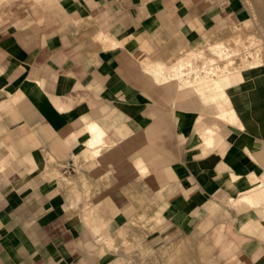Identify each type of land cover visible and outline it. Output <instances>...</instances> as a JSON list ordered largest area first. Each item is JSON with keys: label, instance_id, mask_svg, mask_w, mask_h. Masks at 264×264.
<instances>
[{"label": "crops", "instance_id": "crops-1", "mask_svg": "<svg viewBox=\"0 0 264 264\" xmlns=\"http://www.w3.org/2000/svg\"><path fill=\"white\" fill-rule=\"evenodd\" d=\"M240 13L0 0V264H264V64L218 106L162 72Z\"/></svg>", "mask_w": 264, "mask_h": 264}, {"label": "rangeland", "instance_id": "rangeland-1", "mask_svg": "<svg viewBox=\"0 0 264 264\" xmlns=\"http://www.w3.org/2000/svg\"><path fill=\"white\" fill-rule=\"evenodd\" d=\"M239 5L240 15L242 16L243 22L239 29H235V34L231 35L228 39L224 40V43H228V47L236 43L235 47L231 46L227 48V54H235V51L239 52L237 56L233 55L226 57L225 54H221V57H216L211 53L214 47L212 44L219 41L218 39H212L205 41L203 44L189 49L181 53L174 61L170 63H164L165 65L176 64L178 60H183L185 66L183 71H179L178 85L180 88L190 91L193 94H198L201 97H205L208 101L209 106H218L220 103L219 90L213 88V83L218 81L219 85L222 86V78L231 75L230 72L233 70L240 71L247 68L249 64L255 62V59L259 58L264 60V20L260 13V8L264 9V0H236ZM262 6V7H261ZM250 44V45H249ZM223 50V49H222ZM193 52V54H192ZM252 53V60L247 57L249 53ZM203 53V54H202ZM255 53L257 54L255 56ZM181 56V57H180ZM215 58L214 64H208V59ZM230 62V63H229ZM205 64V68L213 67L212 71L214 75L201 72L202 65ZM221 67V68H220ZM204 70V68H202ZM192 71V74L197 78L190 80L184 79L183 72ZM168 71H164L167 74ZM173 73V72H170ZM188 73V75H189ZM169 74V73H168ZM219 74V75H218ZM197 83V80H199ZM196 82V83H195ZM182 86V87H181ZM210 86V87H206ZM199 89V90H198ZM65 183L73 184L71 179L61 177ZM83 196L85 198L84 206L86 207L89 199V191L86 186L83 185Z\"/></svg>", "mask_w": 264, "mask_h": 264}, {"label": "built area", "instance_id": "built-area-1", "mask_svg": "<svg viewBox=\"0 0 264 264\" xmlns=\"http://www.w3.org/2000/svg\"><path fill=\"white\" fill-rule=\"evenodd\" d=\"M224 2V1H223ZM222 2V3H223ZM240 25L241 24H239V25H237V26H235L232 30H231V32L226 36V37H224V38H222V39H218L219 41H217L216 43H214V44H212L211 45V47H218V50H219V52H220V54H225V52L224 51H226V49L227 48H230L231 46H233V47H235V45H236V43L234 44V42L232 43L233 45H231V46H227L228 45V43H224V40H226V39H228L231 35H233V34H235V29H239V27H240ZM250 45V44H249ZM223 49V50H222ZM213 50L214 49H212V51H211V53L213 52ZM213 54V53H212ZM239 54V52H237V51H235V54H233V55H235V56H237ZM231 53H229V54H227L226 55V57H230V56H233ZM257 54L255 53V56H256ZM214 56H216V57H221V55H219V56H217V55H214ZM247 57L248 58H250L251 60H252V53L250 52L248 55H247ZM208 64H214L215 63V58H210V59H208ZM230 63V62H229ZM262 64H264V60H261V59H259V58H257V59H255V62H252V64H249V66L247 67V68H249V67H254V66H258V65H262ZM185 66H190L189 64L188 65H184L183 66V68L185 67ZM213 67H215V66H212V67H210V68H205V64L204 65H202V67H201V72L202 71H205L206 73H210V74H212V75H214L215 73H213V71H212V69H213ZM202 68H204V70H202ZM221 68V67H220ZM182 71H183V69H182ZM237 72H239V71H237V70H233L232 72H230V74L232 75V74H235V73H237ZM188 71H185V72H183V77H184V79H188V78H190V80H193V79H195V78H197L195 75H193L192 74V71H190V73H189V75H188ZM219 75V74H218ZM176 76V75H175ZM176 78L178 79V76H176ZM69 173H70V168L69 167H66V166H64L63 167V169H62V171H61V174L63 175V177H65V178H67L68 177V175H69Z\"/></svg>", "mask_w": 264, "mask_h": 264}, {"label": "bare ground", "instance_id": "bare-ground-1", "mask_svg": "<svg viewBox=\"0 0 264 264\" xmlns=\"http://www.w3.org/2000/svg\"><path fill=\"white\" fill-rule=\"evenodd\" d=\"M262 7V6H261ZM260 13H261V16H262V18H263V20H264V9L263 8H260ZM214 55H217V56H219V55H221L220 54V52H219V50H218V47L216 46L215 48H214V50H213V52H212ZM226 53V52H225ZM192 54H193V52H192ZM203 54V53H202ZM227 54V53H226ZM181 57V56H180ZM179 58V57H178ZM180 59V58H179ZM178 63H174V64H170L171 66H168V65H166L167 67H170V69L168 68L167 69V71H172L173 72V74H174V76L176 75V76H178L177 75V73L180 71H182V69H183V66H184V62H183V60H178L177 61ZM156 65H158V64H154V68H156ZM161 65H162V63H161ZM158 67H161V66H158ZM162 67H163V65H162ZM154 68H152L153 70H155ZM157 69H159V68H157ZM164 69V68H163ZM166 70V69H165ZM165 70H163L162 72H164ZM160 72V69L159 70H157V73L159 74V72ZM155 73H156V70H155ZM154 73V74H155ZM156 73V74H157ZM157 74V75H158ZM164 74V73H163ZM172 74V75H173ZM159 75H162L161 74V72H160V74ZM166 75V74H165ZM171 75V74H170ZM175 76V77H176ZM158 77V76H157ZM163 77V76H162ZM161 77V78H162ZM165 77H167V76H165ZM165 77H163V78H165ZM169 77H171V76H169ZM168 77V78H169ZM173 77V76H172ZM171 77V78H172ZM165 79H167V78H165ZM163 80V79H162ZM186 80V79H185ZM164 81V80H163ZM198 81H200V79L199 80H197V83H198ZM196 83V82H195ZM182 87V86H181ZM206 87H210V86H206ZM213 88H215V89H218L219 90V93H220V95H221V97H224V92L221 90V86L219 85V83H218V81H215L214 83H213ZM199 90V89H198ZM221 99V98H220ZM226 110V109H225ZM223 111V110H222ZM220 116V115H219ZM222 118V117H221ZM90 126V125H89ZM99 127L97 126H95L93 123H92V125L90 126V127H88V129L91 131V134L92 133H94L95 134V136H94V141H93V145L95 144V143H99V142H101L102 140V138H101V135H100V132L102 133V131H100L99 129H98ZM88 130V131H89ZM89 131V132H90ZM208 135H213L212 134V131L211 130H208ZM211 137V136H210ZM208 139V138H207ZM210 139V138H209ZM208 139V140H209ZM92 141V140H91ZM90 141V142H91ZM207 142V141H206ZM92 143V142H91ZM89 144V143H88ZM99 144H101V143H99ZM209 144V143H208ZM92 145V146H93ZM91 146V145H90ZM92 152V151H91ZM97 153V152H96ZM94 154H95V152H94ZM142 162V161H141ZM141 164V163H140ZM140 164H138V165H140ZM141 166V165H140ZM141 169H142V166H141ZM143 170V169H142ZM145 171V170H144ZM76 184V183H75Z\"/></svg>", "mask_w": 264, "mask_h": 264}]
</instances>
